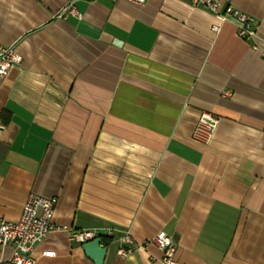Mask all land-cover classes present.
Wrapping results in <instances>:
<instances>
[{
  "label": "crops",
  "instance_id": "obj_1",
  "mask_svg": "<svg viewBox=\"0 0 264 264\" xmlns=\"http://www.w3.org/2000/svg\"><path fill=\"white\" fill-rule=\"evenodd\" d=\"M218 1L264 46V0ZM0 42L23 56L0 76V215L58 198L36 264H95L71 239L90 228L113 236L104 264H162L153 243L121 255L126 231L172 235L176 264H264V55L234 22L191 0H0Z\"/></svg>",
  "mask_w": 264,
  "mask_h": 264
},
{
  "label": "built area",
  "instance_id": "obj_2",
  "mask_svg": "<svg viewBox=\"0 0 264 264\" xmlns=\"http://www.w3.org/2000/svg\"><path fill=\"white\" fill-rule=\"evenodd\" d=\"M116 1V0H110ZM137 4H144L147 0H129ZM194 4L207 7L211 11L218 12L220 18L230 20L237 26L240 36L252 41L253 47L259 48L264 55V46L257 42L258 19L251 13L233 5H227L221 11V3L218 0H191ZM80 13L68 3L57 13L58 17ZM216 27V26H215ZM22 54L17 50L15 44L0 42V76H4L12 66L19 65L22 61ZM230 90H225L223 95L229 96ZM5 123L0 121V131L5 128ZM217 126V119L210 114L203 113L192 133L194 140L208 143ZM58 198L46 196L36 192H30L21 209L17 219H9L0 215V247H12L11 262L13 264H36L37 258L34 255L36 245L44 240L54 230L60 228L54 221V214ZM67 227V226H64ZM111 234V232H109ZM103 233L99 229H77L71 231V239L83 244ZM121 245L118 252L126 255L137 248H145L150 243L155 244L163 251L162 264H176V242L172 235L158 233L143 242H135L131 233L126 231L120 236ZM43 254L52 255L54 251H44Z\"/></svg>",
  "mask_w": 264,
  "mask_h": 264
},
{
  "label": "water",
  "instance_id": "obj_3",
  "mask_svg": "<svg viewBox=\"0 0 264 264\" xmlns=\"http://www.w3.org/2000/svg\"><path fill=\"white\" fill-rule=\"evenodd\" d=\"M83 250L95 264H104L107 254V245L102 243V236H97L94 239L82 244Z\"/></svg>",
  "mask_w": 264,
  "mask_h": 264
},
{
  "label": "trees",
  "instance_id": "obj_4",
  "mask_svg": "<svg viewBox=\"0 0 264 264\" xmlns=\"http://www.w3.org/2000/svg\"><path fill=\"white\" fill-rule=\"evenodd\" d=\"M112 239H113V236L102 235V240L105 245H107Z\"/></svg>",
  "mask_w": 264,
  "mask_h": 264
}]
</instances>
